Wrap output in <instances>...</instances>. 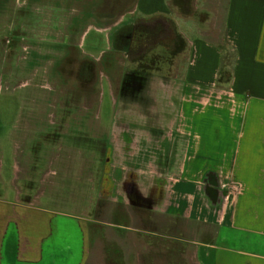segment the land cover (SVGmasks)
<instances>
[{"label": "crops", "instance_id": "obj_1", "mask_svg": "<svg viewBox=\"0 0 264 264\" xmlns=\"http://www.w3.org/2000/svg\"><path fill=\"white\" fill-rule=\"evenodd\" d=\"M133 7L170 19L186 41L169 91L176 130L161 131L157 148L151 131L124 139L128 156L104 178L98 201L107 207L93 213L90 240L79 216L41 206L32 162L24 167L15 147L5 164L0 148V264H264V0H196L197 18L178 16L170 0ZM181 21L196 32L185 34ZM227 53L231 79L219 83Z\"/></svg>", "mask_w": 264, "mask_h": 264}, {"label": "rangeland", "instance_id": "obj_2", "mask_svg": "<svg viewBox=\"0 0 264 264\" xmlns=\"http://www.w3.org/2000/svg\"><path fill=\"white\" fill-rule=\"evenodd\" d=\"M183 1L178 8L170 0L176 14L197 18L196 0H190L189 10ZM99 2L8 0L0 8V148L5 164L13 162L16 147L24 167L32 162L31 184L42 196L41 206L79 216L89 240L97 219L93 213L107 207L105 197L98 201V196H104L106 176L121 172L130 149L126 143L135 132L151 131L150 147L157 148L161 131L166 136L176 130V105L169 91L182 54L172 56V46L163 45L164 40L146 49L139 61L138 56H113L109 37L115 21L95 18ZM121 14L117 20L125 22L148 18L133 5ZM62 15L67 25H59ZM162 25L160 20L147 25L149 32L156 29L151 33L160 42ZM137 72L148 77L144 101L125 97L121 88ZM155 155L160 168V155ZM116 180L121 191L122 179ZM80 206L92 215H81Z\"/></svg>", "mask_w": 264, "mask_h": 264}, {"label": "flooded vegetation", "instance_id": "obj_3", "mask_svg": "<svg viewBox=\"0 0 264 264\" xmlns=\"http://www.w3.org/2000/svg\"><path fill=\"white\" fill-rule=\"evenodd\" d=\"M137 0H100L95 7L93 15L95 18L101 19L102 22L113 23L111 27L114 31L110 34V52L113 56L125 59L140 56L144 54V50L148 46V27L144 24L145 20L135 22H125L117 20L121 14L124 15L126 9L134 6ZM99 10V11H98ZM148 31V32H147ZM82 75V73H81ZM124 81L121 88L125 92V97H131L134 101H144L142 93L145 91L148 77L144 73H131L130 77ZM123 92V93H124Z\"/></svg>", "mask_w": 264, "mask_h": 264}, {"label": "trees", "instance_id": "obj_4", "mask_svg": "<svg viewBox=\"0 0 264 264\" xmlns=\"http://www.w3.org/2000/svg\"><path fill=\"white\" fill-rule=\"evenodd\" d=\"M179 2L185 3V1H183V0H174V3H176L175 5L178 8H180L178 6V4H180ZM186 3H187V8L189 10L190 9V6H189L190 0H187ZM185 15H188V14H185ZM185 17H187V16H185ZM157 20H160L163 24L161 29H160V32L158 31L161 35L160 38H162L163 41H161V42L158 41L159 36L157 34L155 35V34L151 33V32H154L156 29H154L152 31L150 30L151 32L147 31L149 41H148V46L146 47V49H152V47L154 45L161 44L165 40L163 45H165V43H166L167 47H169V45L172 46V51H171L172 56H177L180 53H183V51L186 48V41L182 37V35L177 32V30L175 29L174 23L170 19L165 18V17H154L151 20H145L144 24L147 26L148 24H151L153 21H157ZM148 29H150V28H148ZM146 49L144 50V52L146 51ZM220 49L223 51L224 47H220ZM142 57H143V54L138 56L136 59L139 61V60H141ZM233 61H234V57H233L232 53L231 54L227 53L226 55H224L222 57V65H221V68L219 71V76H218V82L219 83H228L230 81V79H231V67H232Z\"/></svg>", "mask_w": 264, "mask_h": 264}, {"label": "clouds", "instance_id": "obj_5", "mask_svg": "<svg viewBox=\"0 0 264 264\" xmlns=\"http://www.w3.org/2000/svg\"><path fill=\"white\" fill-rule=\"evenodd\" d=\"M178 26L180 27L181 31H183L185 34L196 32V25L191 21H181L179 22Z\"/></svg>", "mask_w": 264, "mask_h": 264}]
</instances>
